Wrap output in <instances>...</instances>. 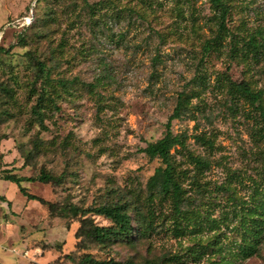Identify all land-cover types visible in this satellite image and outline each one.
<instances>
[{
    "label": "rangeland",
    "instance_id": "1",
    "mask_svg": "<svg viewBox=\"0 0 264 264\" xmlns=\"http://www.w3.org/2000/svg\"><path fill=\"white\" fill-rule=\"evenodd\" d=\"M225 1L227 30L201 62L220 25L210 0H0V176L50 174L60 182L23 188L87 212L61 217L0 179V264H264V0ZM182 93L177 211L149 190L161 162L142 150ZM124 204L129 234L79 236Z\"/></svg>",
    "mask_w": 264,
    "mask_h": 264
},
{
    "label": "trees",
    "instance_id": "2",
    "mask_svg": "<svg viewBox=\"0 0 264 264\" xmlns=\"http://www.w3.org/2000/svg\"><path fill=\"white\" fill-rule=\"evenodd\" d=\"M213 8H215L219 12V30L218 35L214 38V40L209 41L204 50V55L201 59V62L208 56L212 49V43L218 41L221 38V35L227 30V18L230 13L229 4L225 0H210ZM255 47H258V45ZM237 90L243 95L252 99L255 103L260 101L262 92L254 93L244 83L237 85ZM41 106V104H40ZM185 108L184 103V93L179 95L178 104L175 108L170 120L166 125V132L164 136L156 141L155 143H150L147 145L142 152L146 155L150 160H159L161 162V166L155 170L153 176L149 179L148 187L151 192H156L159 195L163 196H171L175 203V208L177 211L181 210L183 205V200L181 198L182 189L181 185L178 183L176 179V170L173 164V156L172 150L177 147L183 145L182 140L174 134L172 130V121L174 119H180L183 116V110ZM34 112H36V117L39 125L44 127V117L38 108H35ZM201 141V138H198V141ZM193 163L196 167L202 168V162H200L197 158L191 157ZM25 165V164H24ZM3 176H0L1 180H5L15 184L19 190V192L26 197L30 201H38L42 204L49 205V210L51 213L58 214L61 217H80L86 216L85 211L80 210L75 205H68L62 208H58L55 204H50L40 199L39 197L29 194L26 189L23 188V183H51V182H60V179L53 177L50 174L42 172L37 177H25L18 176L13 174L12 172H8L4 170ZM9 205L11 202L6 201ZM98 214L105 216L110 219L113 223V227H99L95 225L88 218H84L82 221V227L80 229L79 236L86 237L91 241H95L99 244L105 245L114 241V239H118V237H124L132 231V224L130 217L128 215V204L124 205H115V206H104L97 210ZM86 262L89 264H119L114 261H96L92 260L89 257L86 258Z\"/></svg>",
    "mask_w": 264,
    "mask_h": 264
}]
</instances>
